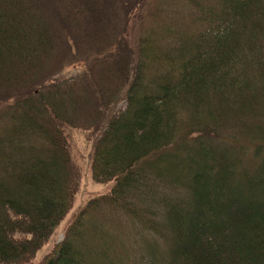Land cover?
Masks as SVG:
<instances>
[{
  "label": "trees",
  "instance_id": "1",
  "mask_svg": "<svg viewBox=\"0 0 264 264\" xmlns=\"http://www.w3.org/2000/svg\"><path fill=\"white\" fill-rule=\"evenodd\" d=\"M139 1L0 0V107L16 109V135H0V264H31L70 210L76 129L96 134L92 180L114 186L36 264H264V0H194L201 14L183 4L102 53ZM56 41L80 53L78 75L58 78ZM228 126L246 128L253 168L238 173L233 142L208 144ZM155 178L186 199L154 197Z\"/></svg>",
  "mask_w": 264,
  "mask_h": 264
},
{
  "label": "rangeland",
  "instance_id": "2",
  "mask_svg": "<svg viewBox=\"0 0 264 264\" xmlns=\"http://www.w3.org/2000/svg\"><path fill=\"white\" fill-rule=\"evenodd\" d=\"M201 3L203 1L201 0ZM210 3V2H209ZM138 6L136 9L130 12L128 16H124L122 23H115L114 27L116 29H112L109 34L106 35L107 43H105L102 46L101 52H109L111 49H113L114 44L117 40H119L122 43V47L126 48L127 45H133L137 42V39H139L141 36L143 37L144 34H147L148 31L151 29L152 25L155 26V23H160L162 19L164 18V12L165 14L175 16L179 12L182 14L186 13V10L183 6V4L187 5L189 9H191L192 12H195L196 15L201 14L198 10V7L195 5L194 0H141L138 3ZM204 4V3H203ZM179 10V12H178ZM125 17H129L128 20L125 21ZM202 18H206L205 16ZM192 18L189 20L191 23ZM204 23H207V18L202 19ZM172 25H176L174 22H170ZM197 23L194 25L189 26L190 28H196ZM157 28V27H156ZM147 32V33H146ZM167 39H165L166 41ZM164 41V42H165ZM163 43V42H162ZM63 43L56 41L53 44V51L52 56H56L57 59H62V62L55 66V69L57 71L58 78H64V77H71L78 75L81 72L83 62L77 61V57L80 55V53L76 50V48H73L72 53L66 50H63L61 48V45ZM58 61V60H57ZM94 65H90L89 68L91 69ZM33 75V74H32ZM29 83H27L25 86H23V89H31L35 90V87L37 85L38 80L37 79H31L28 80ZM22 86V85H21ZM35 99V97H34ZM39 103L37 100H34V104ZM41 106V104H40ZM125 106V101L122 102L119 105V109ZM18 108L19 106L16 105ZM5 110V111H4ZM12 112V106L8 109L1 106L0 107V135L5 133H8L9 131H13L16 135V109H14L15 115L9 114V112ZM20 113V112H18ZM246 118V117H245ZM235 121V119H234ZM247 121L251 124L258 123L259 119L256 118H250L247 117ZM250 124V125H251ZM263 126V125H261ZM264 127V126H263ZM227 130L229 132H232V135H224L223 141L220 137H214L213 142H210L212 146V149L216 153H223L227 152V148L225 143L233 142L234 143V150L235 152V159L239 158V145L246 139V128L241 126H233L232 128L227 127ZM27 131V130H25ZM34 133H28L27 136H32ZM42 136H45L44 134ZM42 136H34L32 138V141L35 145L40 147L50 146L45 141V139ZM193 136L196 137V133L193 134ZM96 139L95 132L92 131H82L79 129L71 130L69 132L68 137V145L70 149V158L72 161H74V169L76 173V179L79 181V186L77 189V192L74 196L72 206L66 216L63 218V220L54 228V231L52 232L51 236L48 238L46 244L41 248L39 252L36 253V258L31 262V264H36V262L40 259L42 260L47 253H49L52 248L54 247L55 243H60L64 236V229L66 225H68L72 219L76 216L78 211L83 208L86 203L93 197L96 196H102L103 194L109 193L112 187L114 186L113 181L106 182V183H97L94 180H92L90 176V168H91V156H92V145L94 140ZM17 141V140H16ZM2 149L4 146H1ZM247 150L250 151L251 149L247 148ZM234 155L229 153V157L227 156L226 159L231 162L233 160ZM26 159V158H23ZM22 159V160H23ZM2 162V161H0ZM3 163V162H2ZM25 163V162H24ZM239 164V167H237ZM236 169L238 170V173H240L242 170L253 168V161L248 155H244L242 157V160L237 163ZM18 173V172H17ZM150 178V177H149ZM156 181V182H155ZM160 180L155 178L153 180H145L143 184L152 182L155 183L156 188L153 187L154 197H158L159 195L164 196L166 199L175 197L181 200L186 199V194L180 193L177 191H173V187L175 186H167V189L165 188V184H161L159 182ZM112 208L109 207H101L98 214H110ZM167 233H164V236ZM144 249V247H143Z\"/></svg>",
  "mask_w": 264,
  "mask_h": 264
}]
</instances>
